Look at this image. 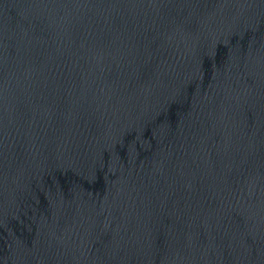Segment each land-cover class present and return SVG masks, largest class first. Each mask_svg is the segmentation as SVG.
<instances>
[{
  "label": "water",
  "instance_id": "obj_1",
  "mask_svg": "<svg viewBox=\"0 0 264 264\" xmlns=\"http://www.w3.org/2000/svg\"><path fill=\"white\" fill-rule=\"evenodd\" d=\"M0 264H264V0H0Z\"/></svg>",
  "mask_w": 264,
  "mask_h": 264
}]
</instances>
